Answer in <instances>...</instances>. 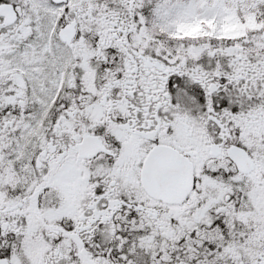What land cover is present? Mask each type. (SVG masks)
I'll list each match as a JSON object with an SVG mask.
<instances>
[{
    "label": "snow or ice",
    "instance_id": "snow-or-ice-1",
    "mask_svg": "<svg viewBox=\"0 0 264 264\" xmlns=\"http://www.w3.org/2000/svg\"><path fill=\"white\" fill-rule=\"evenodd\" d=\"M0 264H264V0H0Z\"/></svg>",
    "mask_w": 264,
    "mask_h": 264
}]
</instances>
